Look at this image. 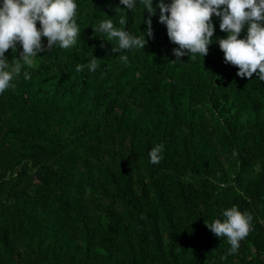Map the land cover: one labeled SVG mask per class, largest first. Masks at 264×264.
Wrapping results in <instances>:
<instances>
[{
	"label": "trees",
	"instance_id": "trees-1",
	"mask_svg": "<svg viewBox=\"0 0 264 264\" xmlns=\"http://www.w3.org/2000/svg\"><path fill=\"white\" fill-rule=\"evenodd\" d=\"M76 2V45L38 53L0 93V264H264V81L216 43L177 61L159 9L144 49L113 52L92 25L141 35L150 13ZM232 205L252 215L236 252L205 224Z\"/></svg>",
	"mask_w": 264,
	"mask_h": 264
},
{
	"label": "clouds",
	"instance_id": "clouds-1",
	"mask_svg": "<svg viewBox=\"0 0 264 264\" xmlns=\"http://www.w3.org/2000/svg\"><path fill=\"white\" fill-rule=\"evenodd\" d=\"M141 4L150 13L141 35L116 27L109 16L92 25L95 33L106 34L115 41L113 52L144 49L149 38H154L152 15L159 9V22L166 26L169 41L175 45L172 54L177 61L185 55L204 57L209 46L216 43L224 62L237 66V76L252 78L255 73L264 81V0H156L155 5L153 0H119L117 10H133ZM77 8L76 0H0V93L12 86L13 76L24 65H31L38 53L56 45H76L81 34L75 18ZM214 18L225 36H214ZM124 23L121 16L120 24ZM9 49L18 53L19 58L14 56L10 62L6 55ZM121 58L127 60L126 55ZM98 60L92 55L86 63L77 64L76 71L87 67L94 72ZM162 148V144H156L149 150L152 163L161 160ZM251 221L250 212L232 205L205 224L216 236L226 237L231 245L229 251L236 252L250 231Z\"/></svg>",
	"mask_w": 264,
	"mask_h": 264
}]
</instances>
